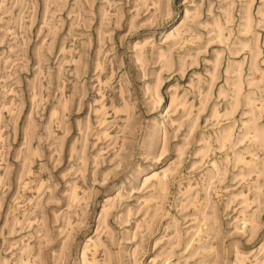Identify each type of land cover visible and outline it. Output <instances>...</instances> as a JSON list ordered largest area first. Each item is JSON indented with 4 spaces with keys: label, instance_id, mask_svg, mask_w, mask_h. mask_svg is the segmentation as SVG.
Listing matches in <instances>:
<instances>
[{
    "label": "rangeland",
    "instance_id": "obj_1",
    "mask_svg": "<svg viewBox=\"0 0 264 264\" xmlns=\"http://www.w3.org/2000/svg\"><path fill=\"white\" fill-rule=\"evenodd\" d=\"M0 264H264V0H0Z\"/></svg>",
    "mask_w": 264,
    "mask_h": 264
}]
</instances>
